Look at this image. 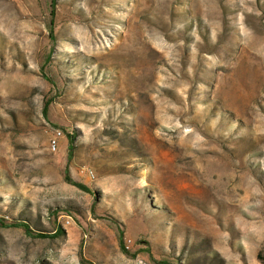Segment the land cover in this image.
<instances>
[{
    "label": "rangeland",
    "instance_id": "rangeland-1",
    "mask_svg": "<svg viewBox=\"0 0 264 264\" xmlns=\"http://www.w3.org/2000/svg\"><path fill=\"white\" fill-rule=\"evenodd\" d=\"M0 216L64 229L0 264H264V0H0Z\"/></svg>",
    "mask_w": 264,
    "mask_h": 264
},
{
    "label": "trees",
    "instance_id": "trees-1",
    "mask_svg": "<svg viewBox=\"0 0 264 264\" xmlns=\"http://www.w3.org/2000/svg\"><path fill=\"white\" fill-rule=\"evenodd\" d=\"M72 142H73V137L70 136ZM72 149V148H71ZM65 179L68 181V183L70 184H74V185H77L79 186L80 188H83L85 189V191L91 193L92 191L85 187V185L79 183V182H75L73 180H71L68 176H65ZM0 224L1 225H4V226H15V227H20V228H23L24 231L28 234V235H31L32 237H49V238H52V237H55V236H58V235H61L64 233V229L61 227V226H57L56 227V230L54 233H49V231H39V232H34L32 230V228L29 226V224L26 222V221H17L15 219H12L11 221L9 222H5V218L1 217L0 216ZM260 258H262L260 256ZM168 261L166 260H160L159 261V264H166Z\"/></svg>",
    "mask_w": 264,
    "mask_h": 264
},
{
    "label": "built area",
    "instance_id": "built-area-1",
    "mask_svg": "<svg viewBox=\"0 0 264 264\" xmlns=\"http://www.w3.org/2000/svg\"><path fill=\"white\" fill-rule=\"evenodd\" d=\"M61 135H62V131L59 129H56L54 131V134L51 135V137L49 139V145L52 148V150H56V148L58 146V140H59Z\"/></svg>",
    "mask_w": 264,
    "mask_h": 264
}]
</instances>
